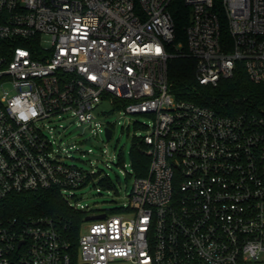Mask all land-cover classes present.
I'll return each instance as SVG.
<instances>
[{"label":"built area","instance_id":"built-area-1","mask_svg":"<svg viewBox=\"0 0 264 264\" xmlns=\"http://www.w3.org/2000/svg\"><path fill=\"white\" fill-rule=\"evenodd\" d=\"M174 1L0 0V200L67 201L94 176L54 149L52 120L90 126L104 99L153 119L136 138L148 175L118 214L85 216L75 251L51 220L0 222V264H264V118L178 101L167 77L182 56L199 85L238 64L264 85V0H181L184 50Z\"/></svg>","mask_w":264,"mask_h":264},{"label":"trees","instance_id":"trees-1","mask_svg":"<svg viewBox=\"0 0 264 264\" xmlns=\"http://www.w3.org/2000/svg\"><path fill=\"white\" fill-rule=\"evenodd\" d=\"M171 13L175 26L174 43L181 42L184 50V28L189 21V9L181 0H175ZM167 77L170 92L178 101L192 102L223 116L245 113L264 118V85L252 83L241 64L237 65L231 78L219 80L216 86H202L196 80L195 61L180 56L170 60ZM146 149L140 140H134L130 156L135 179L148 175L150 157ZM90 179L88 177L87 181ZM98 184L108 187L110 181L99 178ZM36 218L51 220L70 244V249L75 251L85 215L73 209L58 190L13 194L0 200V222L22 224Z\"/></svg>","mask_w":264,"mask_h":264},{"label":"rangeland","instance_id":"rangeland-1","mask_svg":"<svg viewBox=\"0 0 264 264\" xmlns=\"http://www.w3.org/2000/svg\"><path fill=\"white\" fill-rule=\"evenodd\" d=\"M93 112L95 119L90 126L77 125L67 119L52 120L57 126L53 147L61 152L64 162L94 174L84 186L63 195L85 216L118 214V210L128 204L135 181L131 147L136 138L150 132L153 119L141 114H125L107 99L100 102ZM106 127L112 130L108 141L104 135ZM99 178H108L110 185L100 186ZM87 224L83 221V225Z\"/></svg>","mask_w":264,"mask_h":264},{"label":"water","instance_id":"water-1","mask_svg":"<svg viewBox=\"0 0 264 264\" xmlns=\"http://www.w3.org/2000/svg\"><path fill=\"white\" fill-rule=\"evenodd\" d=\"M104 135H105L106 141H108L112 136V130L106 128L104 130ZM104 218H105V215L88 216V217H86V221L102 220Z\"/></svg>","mask_w":264,"mask_h":264}]
</instances>
